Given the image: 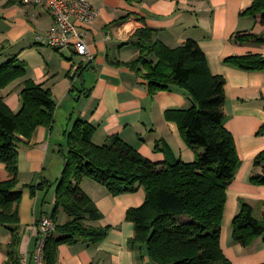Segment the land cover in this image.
Wrapping results in <instances>:
<instances>
[{
  "label": "crops",
  "instance_id": "crops-1",
  "mask_svg": "<svg viewBox=\"0 0 264 264\" xmlns=\"http://www.w3.org/2000/svg\"><path fill=\"white\" fill-rule=\"evenodd\" d=\"M89 1L98 12L94 24L86 29L92 61L74 77L73 66L86 59L74 50L58 52L46 45L55 24L51 11L25 5L23 0H0V66L17 58L26 68V76L1 90L0 97L17 113L22 107L23 84L32 80L52 92L58 107L53 127L37 128L32 139L20 146V255L33 256L38 222L55 208L56 188L47 192L42 188L60 179L66 165L59 154L60 145L65 144V133L76 121L95 128L92 141L97 146L119 136L155 164L195 161L179 127L180 112L193 106L189 94L174 87L151 96L148 81L125 65L139 54L131 39L147 27L170 49L196 41L211 73L226 80L225 127L234 137L241 166L227 191L221 246L233 264H264V236L248 247L233 239V222L242 202L252 205L257 219L263 218L264 186L254 185L251 178L259 173L255 160L264 151V133H260L264 126V71H247L226 63L232 57H264V43L232 41L239 32L264 35V25L241 15L255 0ZM4 169L0 163V172ZM41 184L44 186L34 196L30 187ZM81 189L103 216L93 226L109 227L110 231L95 246H60L57 264H153L145 246L131 245L136 226L127 219L130 209L145 203L144 188L113 196L99 183L85 179ZM67 221L61 210L58 224ZM10 241L11 234L0 228V264H10L6 252Z\"/></svg>",
  "mask_w": 264,
  "mask_h": 264
},
{
  "label": "trees",
  "instance_id": "trees-1",
  "mask_svg": "<svg viewBox=\"0 0 264 264\" xmlns=\"http://www.w3.org/2000/svg\"><path fill=\"white\" fill-rule=\"evenodd\" d=\"M133 2L135 0H128ZM264 25V0H255L242 12ZM155 31H137L130 44L139 54L125 64L148 81L151 96L185 90L193 106L180 112L179 127L187 146L194 151L193 163L155 164L126 144L119 136L97 146L92 137L95 128L78 120L66 131V142L59 154L66 165L57 185L52 218L56 232L46 244V264H57L62 245H98L110 228L96 227L102 219L95 203L81 189L85 179L93 180L113 196L135 193L144 188L146 201L130 209L128 221L136 226L131 245L145 246L153 264H233L222 250L221 237L227 191L234 182L241 159L233 135L226 129V80L211 73L208 59L194 40L170 49L155 38ZM236 44H263L264 35L239 32ZM247 71H264L262 55L232 57L226 60ZM26 76V68L17 58L0 66V91ZM75 85L72 86V90ZM22 107L13 112L0 97V228L11 234L6 246L10 264H20L22 243L19 186L20 146L31 140L39 127L52 128L57 103L50 90L32 80L21 91ZM260 133H264V126ZM251 182L264 186V151L255 160ZM3 174L7 179H3ZM44 185L31 186L35 196ZM63 210L68 221L57 224ZM39 223V222H38ZM264 236L262 220L254 216L252 205L242 202L233 222V239L248 247Z\"/></svg>",
  "mask_w": 264,
  "mask_h": 264
},
{
  "label": "built area",
  "instance_id": "built-area-1",
  "mask_svg": "<svg viewBox=\"0 0 264 264\" xmlns=\"http://www.w3.org/2000/svg\"><path fill=\"white\" fill-rule=\"evenodd\" d=\"M23 3L34 7H47L54 18V27L48 34L46 45L58 52L74 50L86 59L85 63L73 66L76 77L92 61L91 52L86 42V29L94 24L98 12L89 0H23ZM111 39L110 36L107 37ZM38 236L35 251L30 258L21 256L20 264H46V244L56 232V223L51 216H44L37 225Z\"/></svg>",
  "mask_w": 264,
  "mask_h": 264
},
{
  "label": "rangeland",
  "instance_id": "rangeland-1",
  "mask_svg": "<svg viewBox=\"0 0 264 264\" xmlns=\"http://www.w3.org/2000/svg\"><path fill=\"white\" fill-rule=\"evenodd\" d=\"M54 183H55V182H54ZM56 186H57V185L55 184L53 187H50V188L47 187V189L43 187L42 190H43L44 192H45V191L47 192L48 190H51V189H53L54 187H55L56 190H57V187H56ZM45 189H46V190H45ZM42 194H45V193H42ZM52 212H53V211H52ZM52 212L50 213V216L52 215ZM51 217H52V216H51ZM60 222L63 223L62 220H61ZM61 223H60L59 225H62ZM57 224H58V222H57Z\"/></svg>",
  "mask_w": 264,
  "mask_h": 264
}]
</instances>
